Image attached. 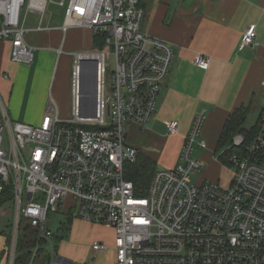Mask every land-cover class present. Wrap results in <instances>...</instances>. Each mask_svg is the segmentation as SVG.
I'll use <instances>...</instances> for the list:
<instances>
[{"label":"built area","instance_id":"built-area-1","mask_svg":"<svg viewBox=\"0 0 264 264\" xmlns=\"http://www.w3.org/2000/svg\"><path fill=\"white\" fill-rule=\"evenodd\" d=\"M50 1L0 0V41H10L13 62L31 63L35 56L23 11L44 15ZM58 5L65 10L62 24L44 27L40 21L34 30L59 28L65 35L83 27L103 42L74 55L70 118L59 117L51 98L39 124L14 120L0 89V213L11 206L7 264H16L26 225L39 239L26 264H73L59 256L48 226L49 213L57 210L114 228L116 264H264V108L249 142L243 133L233 137L231 146L239 151L230 156L227 186L191 180L204 166L195 152L208 146L202 136L206 115L199 113L178 164L156 169L147 194L139 195L127 165L140 149L128 143L127 130L131 124L146 127L155 114L174 48L143 30V0H59ZM256 38L253 24L241 47L256 44ZM210 61L204 54L194 58L201 68ZM88 78L93 93L87 91ZM166 126L176 134L180 123L172 119ZM92 248L98 253L108 245Z\"/></svg>","mask_w":264,"mask_h":264},{"label":"crops","instance_id":"crops-1","mask_svg":"<svg viewBox=\"0 0 264 264\" xmlns=\"http://www.w3.org/2000/svg\"><path fill=\"white\" fill-rule=\"evenodd\" d=\"M143 7V30L170 43L175 56L160 92L155 114L144 128L137 124L129 125L128 128L136 131V134L133 143L129 142V136L127 141L150 156L157 165L167 147L168 138L180 135L175 159L167 169L173 168L180 161L184 141L195 117L205 113L202 136L208 146L205 149L197 148L195 156L205 162V158L213 154L216 161L217 142L230 115L236 109L246 107L248 118L253 110L256 122L249 128L252 129L264 108V0H143ZM61 24L49 21L43 25L42 22L44 27H59ZM253 24L257 29V43L241 47L243 34ZM28 29L29 32L42 34V48L38 53L40 61L35 66L13 62L10 58V41H0V89L14 113H18L17 103L21 106L28 102L30 107L40 104L37 113L43 116L48 100H55V73L60 68L58 59L65 52L64 42L68 32L64 35L59 28ZM74 29L88 36V40L81 42L78 48L90 45L89 49L92 50L95 47L92 30L83 27ZM59 49H62L61 54ZM76 53L72 55L73 62L66 84L71 98ZM198 54L210 57L207 68L194 63ZM3 72L9 73V77H3ZM172 119L180 123L176 134H169L166 126V122ZM66 216L71 218L70 213ZM9 220L8 217L7 223L0 229V264H7ZM55 238L59 245L64 241L63 237Z\"/></svg>","mask_w":264,"mask_h":264},{"label":"rangeland","instance_id":"rangeland-1","mask_svg":"<svg viewBox=\"0 0 264 264\" xmlns=\"http://www.w3.org/2000/svg\"><path fill=\"white\" fill-rule=\"evenodd\" d=\"M59 0L50 1L47 11L44 15L39 13L23 11V15L26 16V27L34 29L39 25L40 21L43 25L47 24L49 21L51 23L60 24L64 20L65 10L63 7L58 5ZM76 28V27H74ZM70 29L66 34L64 49L65 52L58 59V65L60 68L56 71V90L54 93V98L59 111V117L61 119H67L72 116V98L66 89V84L68 82V72L70 66L73 62V54L76 52H82L88 50L90 45L83 49L78 48V45L88 40V36L85 32L76 29ZM42 34L37 31H31L26 34V38L37 47L35 49L34 60L31 63H23V65H37L39 60V51L42 48L40 45V38ZM91 50V49H89ZM47 62V60H46ZM18 63V62H17ZM108 69L111 71L114 68V60L109 58L107 60ZM23 67V66H22ZM51 99V98H50ZM49 99V100H50ZM46 103V106L49 103ZM39 105L29 106L28 102H24V105L18 106V113H14V110L9 105L10 113L14 120L25 121L33 125L39 124L43 116H39L37 111L40 108ZM20 109V111H19ZM45 113V112H44ZM23 114V115H21ZM38 119L37 121H34ZM256 122V113L252 110L247 118L245 127L247 129L251 128ZM129 136V142L133 143V138L135 136L134 130L128 128L127 130ZM167 147L163 151L162 157L158 160L156 169H167L173 160L175 159L177 149L180 145V135H171L167 140ZM210 145V144H209ZM199 152L197 153V155ZM213 154L209 158H205L204 166L200 172L191 176V180L196 183L203 181H210L213 183H218L225 187L229 183L233 175V166L230 164H223L218 159L216 161L213 158ZM215 157V156H214ZM6 214L0 213V229H2L7 223L8 217L10 218L11 206H5ZM48 226L55 234V237L60 236L64 238V241L59 245L58 240L54 238L57 245V252L59 256L69 260L73 264H116V254H114L115 249V239L116 232L114 228H110L103 224L91 223L88 221L81 220L79 218H70L61 213L60 210L56 212L51 211L49 213ZM27 226H25L26 228ZM32 231L34 228L28 227ZM9 229V227H8ZM34 232V231H33ZM35 234V233H34ZM94 243H104L108 245V249L96 253L92 246ZM31 243H27L24 240V245L27 246L28 251L31 250ZM32 255V254H31ZM30 254L26 255V263L30 260Z\"/></svg>","mask_w":264,"mask_h":264},{"label":"trees","instance_id":"trees-1","mask_svg":"<svg viewBox=\"0 0 264 264\" xmlns=\"http://www.w3.org/2000/svg\"><path fill=\"white\" fill-rule=\"evenodd\" d=\"M102 42L101 36H94L95 46H102ZM247 111L248 109L246 107H240L236 109L223 126L222 132L217 142L216 153L218 160L225 165L230 164V156L234 152L239 151V149L231 146L233 137L238 133H243L247 139V142H249L257 130L256 126L252 129H247L245 127ZM155 170L156 164L154 160L142 152L139 153L138 158L134 163L127 165V178L134 182L137 194H147ZM28 227L29 226L26 228L24 227L20 234L19 255L16 264H26V255L30 254L31 256L33 248L39 242L36 230H33V232L30 228L28 229ZM24 240H26V245L27 243H31L30 251H28L27 246L24 245ZM40 242L42 245L46 246V241L41 240ZM42 252H46L45 248Z\"/></svg>","mask_w":264,"mask_h":264},{"label":"water","instance_id":"water-1","mask_svg":"<svg viewBox=\"0 0 264 264\" xmlns=\"http://www.w3.org/2000/svg\"><path fill=\"white\" fill-rule=\"evenodd\" d=\"M93 82H94V81H93L92 78H88V79H87V83H88V84H87V87H88V88H87V91L90 90L91 93H93V91H94Z\"/></svg>","mask_w":264,"mask_h":264}]
</instances>
